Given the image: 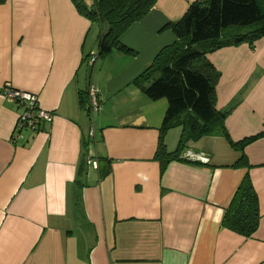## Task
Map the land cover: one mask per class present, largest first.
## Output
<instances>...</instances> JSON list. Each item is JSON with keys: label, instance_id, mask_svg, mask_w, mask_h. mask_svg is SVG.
<instances>
[{"label": "crops", "instance_id": "obj_1", "mask_svg": "<svg viewBox=\"0 0 264 264\" xmlns=\"http://www.w3.org/2000/svg\"><path fill=\"white\" fill-rule=\"evenodd\" d=\"M194 1L158 0L122 37L135 55L112 50L94 65L95 26L71 0L0 4V264H264V138L245 150L262 214L246 239L222 227L248 172L233 167L240 154L224 138L205 137L189 143L183 156L191 162L163 168L160 140L174 152L184 130L163 131L167 100L134 85L176 41L166 26ZM208 59L220 73L217 109L234 108L225 122L231 139L264 132V37ZM91 86L100 98L92 117L80 106ZM6 87L54 114L43 131L14 138L20 111ZM89 141L78 203L74 182ZM94 157L105 158L101 167Z\"/></svg>", "mask_w": 264, "mask_h": 264}, {"label": "trees", "instance_id": "obj_2", "mask_svg": "<svg viewBox=\"0 0 264 264\" xmlns=\"http://www.w3.org/2000/svg\"><path fill=\"white\" fill-rule=\"evenodd\" d=\"M6 1L0 0V4ZM71 1L78 13L99 30L97 53L88 57L89 60L92 57L98 60L112 50L135 55L132 49L123 44L122 37L155 7L158 0H93L91 6L85 0ZM166 28L172 30L176 41L162 49L149 68L134 82L151 100H167L163 131L178 127L184 130L180 145L174 152H168L163 140H160L155 159L160 161L163 168L173 161L189 162L183 156L189 143L198 142L205 137L224 138L240 154L233 167L246 168L248 172L238 186L230 206L225 210L222 227L246 239L252 238L259 229L262 214L249 174L252 166L245 150L264 138V132L238 142L231 139L225 122L234 108L220 111L216 107V86L220 73L210 62L208 55L243 43L254 44L263 38L264 0H196L189 5L180 20L168 24ZM6 89L2 93L5 94ZM82 94L80 106L88 116L85 110L88 94L87 99L82 98ZM14 104L18 111L22 110L18 100ZM34 108L40 110L38 103ZM21 115L22 111L17 126ZM45 122H37L36 130L25 128L23 131H43ZM89 146L90 141L89 144L84 143V157L82 156L74 182L78 189L75 193L78 203L81 190L86 186L83 179L88 175L89 162L93 159L88 156ZM94 159H97L101 167V161L105 158ZM100 172L104 174L103 170Z\"/></svg>", "mask_w": 264, "mask_h": 264}, {"label": "built area", "instance_id": "obj_3", "mask_svg": "<svg viewBox=\"0 0 264 264\" xmlns=\"http://www.w3.org/2000/svg\"><path fill=\"white\" fill-rule=\"evenodd\" d=\"M96 60L97 58L92 57L89 60V64L94 65L96 63ZM5 97L8 100H10L12 103H15V101L18 100L20 106L22 107L21 121L16 128V131L18 130V133L14 135L15 139L20 138V133L21 131L25 130V128L36 130V128L38 127L37 122L40 121L50 122L54 118L53 113L44 112L42 110H38L34 108L36 107L38 100L36 96L33 94L6 89ZM99 107H100V98H99L98 90L94 86H91V88L88 91V101L85 107L88 116L92 117L94 113L98 111ZM91 135H93V133Z\"/></svg>", "mask_w": 264, "mask_h": 264}, {"label": "rangeland", "instance_id": "obj_4", "mask_svg": "<svg viewBox=\"0 0 264 264\" xmlns=\"http://www.w3.org/2000/svg\"><path fill=\"white\" fill-rule=\"evenodd\" d=\"M95 27H94V29H93V32L90 34V37H89V42L88 43H90V41L92 40V39H96L97 40V35H95V32H97L98 31V29L96 28V25H94ZM95 35V36H94ZM92 38V39H91ZM96 53H97V50H96ZM85 70V69H84ZM20 111H22V110H20ZM187 146H189V144L187 145ZM76 220H78L77 221V223H78V228H80V229H78L77 231H76V233H77V235L78 236H80V237H82V235H81V233L83 232V231H85L86 229H85V222H84V220H83V218L81 217V216H78L77 218H76ZM80 239V238H79ZM82 241V239H80V242Z\"/></svg>", "mask_w": 264, "mask_h": 264}]
</instances>
